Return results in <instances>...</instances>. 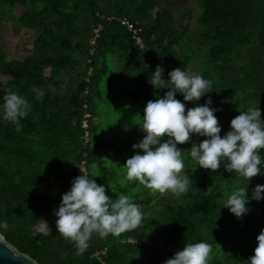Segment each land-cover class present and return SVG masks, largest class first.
<instances>
[{"label":"trees","instance_id":"obj_1","mask_svg":"<svg viewBox=\"0 0 264 264\" xmlns=\"http://www.w3.org/2000/svg\"><path fill=\"white\" fill-rule=\"evenodd\" d=\"M196 2L193 69L188 26L152 16L160 0H0L24 7L14 30L36 33L26 58L0 51V235L12 247L38 264H264V0ZM111 68L136 82L144 118L163 116L139 153L194 167L179 199L151 206L154 193L106 163L119 149L96 136L93 98ZM232 191L251 203L231 207Z\"/></svg>","mask_w":264,"mask_h":264},{"label":"rangeland","instance_id":"obj_2","mask_svg":"<svg viewBox=\"0 0 264 264\" xmlns=\"http://www.w3.org/2000/svg\"><path fill=\"white\" fill-rule=\"evenodd\" d=\"M156 9L171 11L177 26H188L187 42L181 47L186 48V51H191L194 55L192 68H197L198 56H202L203 53L197 50L198 44L194 40L199 28L197 19L201 13V8H199L196 0H160V4L153 8L152 16ZM23 10L24 7L22 6L7 8L0 4V21L3 22L0 23V49L6 50L11 58L24 59L33 49L35 33L26 28L18 32L14 30L13 24L9 21V19L13 20L14 13L19 14ZM6 21L9 23H5ZM122 24L127 29L129 26L134 28V25L127 19H122ZM136 41L138 40L136 39ZM93 43L94 39L91 41L92 45ZM112 68L96 87V90L94 89L93 98L97 113L95 118L96 136L104 142L107 141L106 146L114 143L119 149L116 158L106 157V163L111 164L113 168L119 171L117 180L121 181V184L125 183L122 181L125 175L128 176L126 179L132 178L133 183L139 188L142 198L150 196L149 190L154 193L151 206H157L161 197L179 199L183 194L189 192L197 182L194 167L191 166L190 172V169L181 166V159L178 156L170 158L160 154L144 155L139 153L141 137L151 131L162 129L163 116L161 115L155 121L144 118L141 102L136 101L130 93H127V90L130 92L137 86L136 82L131 79L128 73L112 72ZM47 70L45 69V71ZM5 80L6 76L0 75V86ZM98 148L99 151L103 150L101 145H98ZM206 150V144L197 145L194 149L193 159ZM232 192L235 198L228 199L226 197V203L230 204L231 207L236 206L243 209L251 203L247 199L238 197L237 191Z\"/></svg>","mask_w":264,"mask_h":264},{"label":"water","instance_id":"obj_3","mask_svg":"<svg viewBox=\"0 0 264 264\" xmlns=\"http://www.w3.org/2000/svg\"><path fill=\"white\" fill-rule=\"evenodd\" d=\"M0 264H38L31 257L19 252L0 235Z\"/></svg>","mask_w":264,"mask_h":264},{"label":"built area","instance_id":"obj_4","mask_svg":"<svg viewBox=\"0 0 264 264\" xmlns=\"http://www.w3.org/2000/svg\"><path fill=\"white\" fill-rule=\"evenodd\" d=\"M129 29H130V31H134V32L136 33V30H135L134 28H132L131 26H129ZM95 33L98 35V29L95 30ZM134 38H136V39L138 40V41H137L138 43H139V41L141 40V38L138 37V36H136V35L134 36ZM127 240H128L130 243H132V244H138V243H142V242L145 241L146 239H145V238L137 239L136 237L129 236V237L127 238ZM169 249H172V248L169 247ZM183 260H185L187 264H204V263H197V262H195V261H193V260H188L187 257H183Z\"/></svg>","mask_w":264,"mask_h":264},{"label":"crops","instance_id":"obj_5","mask_svg":"<svg viewBox=\"0 0 264 264\" xmlns=\"http://www.w3.org/2000/svg\"><path fill=\"white\" fill-rule=\"evenodd\" d=\"M0 23H3V22L0 21ZM5 23H9V22H5ZM29 31H31V30H29ZM32 32L35 33L34 31H32ZM35 39H36V33H35V38L33 39V44H34ZM32 48H33V47H32ZM0 51L5 52V54H6V58H7V59H14V58H11V57L8 56V52H7L6 50H4V49H0ZM32 51H33V49L31 50V52H30L28 55H30V54L32 53ZM25 58H26V57H25ZM15 59H21V58H15ZM0 75H2V74H0Z\"/></svg>","mask_w":264,"mask_h":264}]
</instances>
